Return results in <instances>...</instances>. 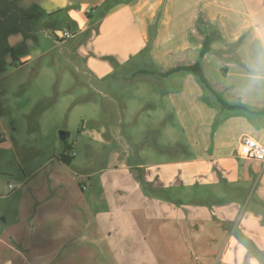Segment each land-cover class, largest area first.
I'll return each mask as SVG.
<instances>
[{"label":"crops","instance_id":"obj_1","mask_svg":"<svg viewBox=\"0 0 264 264\" xmlns=\"http://www.w3.org/2000/svg\"><path fill=\"white\" fill-rule=\"evenodd\" d=\"M105 1L19 0L0 30V61L30 73L25 84L23 78L10 84L13 90L40 76L46 52L35 45L50 35L67 46L70 63L84 61L99 81L143 57L153 68L140 65L139 73L155 74L164 85L152 99L167 109L148 114L130 139L118 137L116 127L93 130L94 140L112 145L121 160L89 174L90 194L75 204L87 224L88 256L99 250L113 264H264V163L238 156L243 136L264 144V0H133L100 19ZM60 30L73 38L57 40ZM207 37L211 50L201 66L209 86L192 72L163 75L196 64ZM4 70L0 65V81ZM116 106L123 115L114 103L105 117ZM172 107L178 126L167 123ZM13 235L10 241L0 235V264H26L22 250L33 261L42 257L45 226L32 236Z\"/></svg>","mask_w":264,"mask_h":264},{"label":"rangeland","instance_id":"obj_2","mask_svg":"<svg viewBox=\"0 0 264 264\" xmlns=\"http://www.w3.org/2000/svg\"><path fill=\"white\" fill-rule=\"evenodd\" d=\"M19 4V0H0V30L1 19L6 20ZM12 18L18 25L19 13ZM50 36L41 48L35 45V50L46 52L40 65L43 71L18 90L11 89L12 83L23 78L25 84L30 73L16 71V66L0 61L5 68L3 75L6 74L0 81V139L7 138L0 141V235L10 241L11 233L13 237L21 232L32 236L45 226L43 255L33 261L32 252L22 250L26 264H113L103 262L99 250L88 256L87 224L75 210V204L90 194L91 187L87 190L84 186L92 182L93 177L88 175L103 167L119 166L121 160L112 145L94 140L93 130L110 131L116 127L120 130L118 137L130 139L146 124L148 114L155 117L167 109L166 102L152 99L154 93L160 95L164 85L155 74L139 73L140 65H149V71L153 68L150 60L143 57L118 68L106 81H99L86 73L84 61L71 57L70 63L67 46L59 45L55 36ZM37 63L30 67L35 68ZM117 77L130 79L117 81ZM107 86L115 90L105 93ZM108 94L114 95L116 101H111ZM114 103L123 106L122 119L118 106L111 110V116L105 117L104 109ZM151 104H157L158 109L148 108ZM140 105L146 108L138 119ZM175 117L172 107V113L167 115L170 126L179 125L172 124ZM62 132L69 133L66 140H62ZM63 153L73 158L70 165L59 159ZM10 183L16 186L15 190L9 188Z\"/></svg>","mask_w":264,"mask_h":264},{"label":"trees","instance_id":"obj_3","mask_svg":"<svg viewBox=\"0 0 264 264\" xmlns=\"http://www.w3.org/2000/svg\"><path fill=\"white\" fill-rule=\"evenodd\" d=\"M131 1H133V0H106L104 2V4L102 5L101 10H100V14H99L100 19L103 18L107 13H109L111 10H113L118 5L127 4V3H130ZM211 44H212V38L207 37V39L204 43V47L201 51L200 59L198 60V62L196 64L190 65V66H180V67L169 70L168 72L164 73L163 75L168 77V76H172L174 74H177L181 71L192 72L199 77V79L202 83L207 84L209 86V83L204 76V72L202 70L201 63H202V60L205 57V55L210 52ZM218 99H221L220 96H218ZM72 160H73V158L68 156L66 153H63V155L61 156V161L67 165H70Z\"/></svg>","mask_w":264,"mask_h":264},{"label":"built area","instance_id":"obj_4","mask_svg":"<svg viewBox=\"0 0 264 264\" xmlns=\"http://www.w3.org/2000/svg\"><path fill=\"white\" fill-rule=\"evenodd\" d=\"M59 41H66L73 38V33L69 30L59 31L56 34ZM73 155H76L73 149ZM238 156L242 160H257L264 163V144L250 136H243L238 148ZM13 189V185H10Z\"/></svg>","mask_w":264,"mask_h":264},{"label":"water","instance_id":"obj_5","mask_svg":"<svg viewBox=\"0 0 264 264\" xmlns=\"http://www.w3.org/2000/svg\"><path fill=\"white\" fill-rule=\"evenodd\" d=\"M68 136H69V133H66V132L61 133L62 140H66L68 138Z\"/></svg>","mask_w":264,"mask_h":264},{"label":"clouds","instance_id":"obj_6","mask_svg":"<svg viewBox=\"0 0 264 264\" xmlns=\"http://www.w3.org/2000/svg\"><path fill=\"white\" fill-rule=\"evenodd\" d=\"M23 59V58H22Z\"/></svg>","mask_w":264,"mask_h":264}]
</instances>
